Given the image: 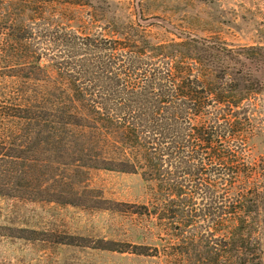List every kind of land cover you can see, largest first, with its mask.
Segmentation results:
<instances>
[{"label":"rangeland","instance_id":"obj_1","mask_svg":"<svg viewBox=\"0 0 264 264\" xmlns=\"http://www.w3.org/2000/svg\"><path fill=\"white\" fill-rule=\"evenodd\" d=\"M0 105L1 263L264 264V0H0Z\"/></svg>","mask_w":264,"mask_h":264},{"label":"trees","instance_id":"obj_2","mask_svg":"<svg viewBox=\"0 0 264 264\" xmlns=\"http://www.w3.org/2000/svg\"><path fill=\"white\" fill-rule=\"evenodd\" d=\"M177 90L179 93V96L184 98L191 111L198 115L201 112H203L205 109L211 107L214 105L215 102L221 100V97L217 96V90L216 92L213 91L212 87H206L203 83H201L199 80L194 79H186L181 81L177 85ZM23 112H28V110L16 108V107H6L4 105H0V117L5 118H31L26 117ZM195 133L202 137L203 141L206 143H209L211 138L208 134V131L203 127H196ZM0 155L9 156V153L5 151V146H0ZM242 189H239L238 186H235V183L233 184V191H232V197H233V207L235 210H240L242 212L243 208H245V204L253 201V188H249V185L251 182H249V179L247 181H244ZM260 192V191H259ZM3 194V193H0ZM8 195V194H3ZM240 213H238L239 216ZM236 216V214H235ZM243 216V215H242ZM244 219V218H243ZM245 220V219H244ZM243 220V221H244ZM245 222V221H244ZM251 229H247V234L249 233ZM253 231V230H251ZM259 231V230H258ZM257 230L253 231V235H249V243L250 245H253V252L251 255V260H253V263L255 264H263L262 262V241L260 240V235ZM258 233V237H257ZM252 243V244H251ZM258 252V254H257Z\"/></svg>","mask_w":264,"mask_h":264},{"label":"crops","instance_id":"obj_3","mask_svg":"<svg viewBox=\"0 0 264 264\" xmlns=\"http://www.w3.org/2000/svg\"><path fill=\"white\" fill-rule=\"evenodd\" d=\"M3 248H5V245L3 243H0V249H3ZM0 264H4V263L0 262Z\"/></svg>","mask_w":264,"mask_h":264}]
</instances>
